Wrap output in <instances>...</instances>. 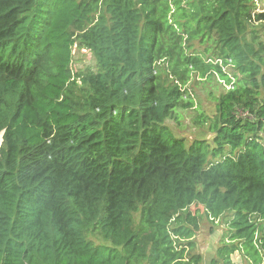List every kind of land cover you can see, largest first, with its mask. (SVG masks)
I'll list each match as a JSON object with an SVG mask.
<instances>
[{"label":"trees","instance_id":"16d2710c","mask_svg":"<svg viewBox=\"0 0 264 264\" xmlns=\"http://www.w3.org/2000/svg\"><path fill=\"white\" fill-rule=\"evenodd\" d=\"M251 3L0 0V264H203L188 251L194 205L230 216L209 264L239 249L261 264L264 62L244 33L264 11ZM192 39H212L217 58L187 53ZM75 44L95 69L73 73ZM190 68L231 84L209 117L212 144L187 146L164 125L193 105Z\"/></svg>","mask_w":264,"mask_h":264},{"label":"rangeland","instance_id":"374dc122","mask_svg":"<svg viewBox=\"0 0 264 264\" xmlns=\"http://www.w3.org/2000/svg\"><path fill=\"white\" fill-rule=\"evenodd\" d=\"M183 4V3H182ZM252 13L264 11V0H252ZM174 10V6H172ZM253 18V17H252ZM244 38L249 40L255 48L259 51L264 62V21L248 22ZM185 48L187 53L199 54L202 58L207 60H215L216 49L213 48V40L208 42H199L197 39L186 40ZM72 57L70 66L73 73L77 70L95 69V61L92 53L86 48H77L76 44L72 48ZM222 64V69L227 76L237 81L244 77L232 66L228 64ZM160 71L159 76L165 80V82L172 81L174 78L171 76L169 70V64L165 61H161L158 64ZM201 71L198 69L190 68L187 72V80L184 83V89L188 93V97L193 102L191 107L186 109L179 108L175 112L173 118L167 119L164 123L168 129V133L175 137H183L185 144L188 146L191 141L195 139H205L212 144L213 134L210 132L209 117H212L215 110V104L218 96L222 94L231 84L226 83V79L222 78L216 71L206 75H201ZM259 97L264 96L262 88L259 89ZM0 133V144H1ZM259 140L264 146V129L259 132ZM192 211L198 210L200 216V227L195 234L192 242L194 247L188 249L190 253H200L203 258V264H209L211 257L215 256V250L221 246L223 242H227L228 238V213L220 217L218 220H211L207 218L203 213L202 206L194 205L191 207ZM96 241V240H95ZM262 262L264 264V251L261 250ZM233 264H250L249 259L244 252L239 249L231 255Z\"/></svg>","mask_w":264,"mask_h":264},{"label":"water","instance_id":"95a60500","mask_svg":"<svg viewBox=\"0 0 264 264\" xmlns=\"http://www.w3.org/2000/svg\"><path fill=\"white\" fill-rule=\"evenodd\" d=\"M2 140V139H1Z\"/></svg>","mask_w":264,"mask_h":264}]
</instances>
